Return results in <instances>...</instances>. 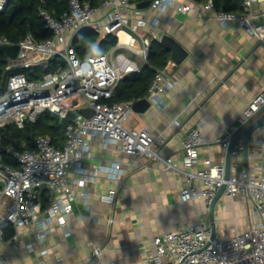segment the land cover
Instances as JSON below:
<instances>
[{
  "label": "built area",
  "instance_id": "built-area-1",
  "mask_svg": "<svg viewBox=\"0 0 264 264\" xmlns=\"http://www.w3.org/2000/svg\"><path fill=\"white\" fill-rule=\"evenodd\" d=\"M9 0H0V11ZM69 11L53 17L47 10L40 9L39 16L51 36L35 41L31 35L14 43L0 37L1 46H17L15 57L0 52L6 61L5 69H29L53 58L63 60L65 66L55 73H45L38 80H29L24 73L11 74L0 96V128L13 124L22 129L27 123L35 122L40 114L49 112L65 124V141L61 147L52 144L47 136L35 138L33 149L11 151L15 165L0 161V245L3 242V229L12 226L34 228L33 242L41 243L44 237L59 228H64L72 212L74 191L68 178L75 174L73 181L86 203L88 193L85 183L94 181L99 174L117 185H122L125 171L122 164L112 161L87 170L82 160L90 156V143L99 138L100 147H117L120 154L134 157L140 167L157 162L165 171L181 175L185 185L179 192L181 202L203 200L210 206L217 193L230 199L240 196L249 200L255 210L257 223L243 231H235L224 240L211 238L207 223L199 221L193 226L157 235L153 238L155 253L143 257L147 264H162L168 260L173 264H264V175L261 178L246 175L240 169L238 158L242 147L236 144L231 151L230 173L225 178L224 164H214L205 160V169H197L199 148L205 145L202 127L198 124L188 130L182 139V155L179 163L164 155L165 140L153 136L146 129L128 128L126 121L132 113L133 102H111L114 90L125 76L139 71L137 62L125 55L146 62L149 46L153 40L160 41L155 30L158 19L151 21L142 16L144 11L156 13L176 7L187 16L204 17L213 13L223 27L235 24L247 35L264 44V0H243L242 13L217 11L212 0L198 3L192 0H152L145 10H138L130 0H103L97 7L81 0H64ZM258 4L256 11L254 6ZM91 29L101 36L113 35L115 46L104 54L88 55L80 59L72 46L76 34ZM168 60L157 70L148 89L146 99L158 106L160 95L171 80ZM72 99L71 104L66 101ZM264 105V89L247 104L241 116L230 130H223L215 143L226 150L239 128ZM80 109H90L92 114L85 117ZM45 186L40 191V186ZM115 188L99 194V201L113 204ZM112 222V220H109ZM14 235L10 240L16 245ZM25 248L33 252L32 242ZM100 255L98 247L93 249ZM39 261L48 255L43 247L39 249ZM0 264H8L0 255ZM115 264V263H105Z\"/></svg>",
  "mask_w": 264,
  "mask_h": 264
},
{
  "label": "crops",
  "instance_id": "crops-1",
  "mask_svg": "<svg viewBox=\"0 0 264 264\" xmlns=\"http://www.w3.org/2000/svg\"><path fill=\"white\" fill-rule=\"evenodd\" d=\"M254 9L257 11L259 5ZM142 16L148 21L156 17L159 40L162 36L172 38L185 55L180 63H174L169 52L168 60L173 62L168 71L171 86L160 95L158 106L150 104L145 96L148 108L143 112L132 110L125 126L160 135L166 142L162 153L179 163L184 134L199 124L207 143L198 150L197 169L206 168L205 160L224 164L225 149L215 140L236 124L247 104L264 89V44L235 24L221 26L213 13L187 16L173 7L156 13L144 11ZM262 21L264 17L257 19ZM123 53L138 66L143 65L140 58ZM248 145V175L261 178L264 127L252 134ZM112 161L120 162L125 171L122 185L99 174L85 183L88 198L84 203L82 189L73 182L76 176L70 172L75 198L66 226L44 237L41 243L32 240L34 228L17 227L16 245L8 241L0 245V255L8 264H147L142 254L155 253L152 240L157 235L204 221L210 232L213 227L214 239L224 240L257 223L252 203L240 196L232 200L224 194L216 195L212 212L203 200L181 202L179 192L185 185L181 175L163 170L157 162L140 167L139 161L120 154L115 146L102 149L97 137L91 141L90 156L82 160V166L92 170ZM238 162L243 169L241 153ZM109 188L116 190L110 205L98 197ZM27 242H32L33 252L26 250ZM43 247L48 255L38 263ZM96 247L99 256L93 254Z\"/></svg>",
  "mask_w": 264,
  "mask_h": 264
},
{
  "label": "trees",
  "instance_id": "trees-1",
  "mask_svg": "<svg viewBox=\"0 0 264 264\" xmlns=\"http://www.w3.org/2000/svg\"><path fill=\"white\" fill-rule=\"evenodd\" d=\"M91 7H97L103 0H81ZM152 0H130L134 5ZM206 3L208 0H192ZM217 11L240 14L243 0H212ZM40 9L47 10L53 17H58L69 11L64 0H9L0 11V37H6L11 42H18L31 35L35 41H42L51 36L39 16ZM116 44L113 35L101 36L91 29L80 31L73 39L72 46L80 59L88 55L104 54ZM169 59L168 50L156 40L150 43L146 62L139 66V71L125 76L117 84L111 102H136L142 100L148 92L157 70L163 68ZM6 61L0 53V96L5 91L6 81L13 73H24L29 80H38L45 73H55L62 70L65 63L58 57H53L45 65H37L29 69H5ZM65 124L58 117L43 112L35 122L27 123L22 129L13 124L0 128V160L7 165H15L11 151L24 148L33 149L35 138L47 136L53 145L61 147L65 141Z\"/></svg>",
  "mask_w": 264,
  "mask_h": 264
},
{
  "label": "water",
  "instance_id": "water-1",
  "mask_svg": "<svg viewBox=\"0 0 264 264\" xmlns=\"http://www.w3.org/2000/svg\"><path fill=\"white\" fill-rule=\"evenodd\" d=\"M151 1H146L142 2L136 5V8L138 10H145L148 8L150 5ZM167 50L170 52V57L171 60L174 63H180L181 60L183 59L185 52L183 49L170 37L168 36H162L160 41H159ZM17 46H1L0 47V52L10 56V57H15L17 53ZM46 62H42L41 65H45ZM148 102L143 99L138 102H135L132 105V110L134 112H143L146 108H148ZM79 113L84 115L85 117H90L92 114V111L90 109H80ZM261 127H264V105L253 115L252 118L247 120L246 124L242 127L239 128V131L233 135L231 141L229 142L226 150H225V155H224V166H225V178H228L230 175V162H231V151L233 147L236 144H240L242 147L241 154L243 158V171L247 175L248 174V149L249 145L248 142L250 140V137L254 132H256L258 129ZM2 184L0 183V186ZM40 191L45 190V186H40L38 188ZM223 190L221 189L218 193L217 196L221 195ZM215 199L212 201L210 205V212H212L214 204H215ZM16 231L12 226L5 227L3 229V241H8L10 240L14 235ZM211 238H214V229L211 226ZM166 264H173L172 262H168Z\"/></svg>",
  "mask_w": 264,
  "mask_h": 264
},
{
  "label": "rangeland",
  "instance_id": "rangeland-1",
  "mask_svg": "<svg viewBox=\"0 0 264 264\" xmlns=\"http://www.w3.org/2000/svg\"><path fill=\"white\" fill-rule=\"evenodd\" d=\"M72 101H73L72 99L67 100V101H66V104L69 105V104H71Z\"/></svg>",
  "mask_w": 264,
  "mask_h": 264
}]
</instances>
